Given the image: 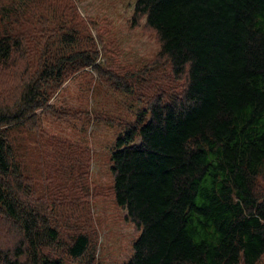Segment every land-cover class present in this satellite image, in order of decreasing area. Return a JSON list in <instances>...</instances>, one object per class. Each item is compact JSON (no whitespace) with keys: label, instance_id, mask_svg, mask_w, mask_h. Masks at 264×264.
I'll return each mask as SVG.
<instances>
[{"label":"trees","instance_id":"1","mask_svg":"<svg viewBox=\"0 0 264 264\" xmlns=\"http://www.w3.org/2000/svg\"><path fill=\"white\" fill-rule=\"evenodd\" d=\"M72 8L69 0H0V215L21 238L0 240V264H67L45 253L59 231L24 157L52 94L88 68L123 93L132 94L129 75L136 87L148 81L146 67L133 75L115 72L111 59L98 64L97 42ZM140 17L157 34L168 79L182 83L176 93L158 84L110 150L114 200L138 229L123 264H264V0H135L131 22ZM61 99L56 112L77 119L80 107ZM42 146L45 182L55 165L66 177L70 145L45 135ZM88 242L79 233L67 253L80 257Z\"/></svg>","mask_w":264,"mask_h":264},{"label":"rangeland","instance_id":"2","mask_svg":"<svg viewBox=\"0 0 264 264\" xmlns=\"http://www.w3.org/2000/svg\"><path fill=\"white\" fill-rule=\"evenodd\" d=\"M134 1L69 0L73 4L72 17L78 19L84 32L97 42L100 56L96 62L105 66L106 60L111 59L110 67L115 72L133 75L139 68L146 67L144 75L148 81L136 87L135 76L129 75L132 94H128L115 89L114 84L99 76L95 69H85V79L77 75L67 78L62 89L52 94L48 102L51 108L44 110L40 123L42 133L37 136L35 145L32 131L27 135L28 151L24 156L27 177L45 208V215L59 231L57 241L50 249L46 248L45 253L61 256L67 264H123L130 257L138 229L114 200L110 150L124 125L134 123L137 114L160 92L159 86L170 93L181 90V80L168 79L166 65L158 55L156 32L146 24L144 17L131 22ZM101 19L104 30L98 37L94 27ZM153 80L157 81V87L155 83L150 84ZM61 98L80 107L77 119L64 120L56 112L54 105L63 108ZM86 111L88 117L83 115ZM45 135L61 138L70 145V155L75 156L73 168L66 177L55 165L50 184L45 182L48 176H44L51 171L45 158L47 150L42 146ZM257 193L264 195L263 177L257 181ZM1 220L0 215L2 243L5 246L18 243L21 239L17 237L18 230L6 231ZM79 233L85 234L89 242L85 252L73 258L66 248Z\"/></svg>","mask_w":264,"mask_h":264}]
</instances>
